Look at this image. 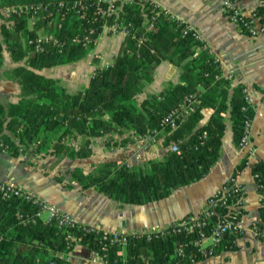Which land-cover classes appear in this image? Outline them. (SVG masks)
<instances>
[{
	"label": "trees",
	"instance_id": "obj_1",
	"mask_svg": "<svg viewBox=\"0 0 264 264\" xmlns=\"http://www.w3.org/2000/svg\"><path fill=\"white\" fill-rule=\"evenodd\" d=\"M116 5L120 9L115 17L100 13L108 7L102 0H0L1 10H20L8 19L2 15L7 25H0V66L4 52L14 63H23L6 73L20 86V96L17 103L0 104V144L5 149L1 152L16 158L32 148L36 156L85 159L94 139L158 133L167 148L161 159L134 168L107 162L91 172H72L83 189L94 188L119 205H146L199 182L218 160L226 128L223 114L228 81L221 78L219 65L204 44L192 33H184L185 25L170 19L160 7L144 0ZM256 12L262 15L264 8ZM144 16L147 23H143ZM115 18L129 33L112 65L95 69L84 90L69 93L54 79L36 72L86 58L103 25L112 24ZM151 23L152 29L146 31ZM40 38V48H36ZM164 60L181 68V83L169 84L159 94L138 101L137 96ZM195 99L199 103L192 101ZM230 101L231 127L238 145L245 115L252 119L253 111L247 107L242 88ZM181 106L192 110L176 120L175 129L162 128V119L173 110L181 112ZM206 108L212 115L202 123ZM77 138L81 143L73 146L71 142ZM252 174L261 202L258 222L251 228L264 233V162L256 164ZM38 212L36 205L22 198L4 200L0 196V264H69L64 255L75 244L102 253L99 236L85 233L81 225L67 227L56 220L45 221ZM224 213L218 209L210 223ZM196 235H172L149 242L128 238L125 256L117 257L115 247L109 250L108 261L194 264L238 249L239 237L229 234L217 247L200 253L190 244ZM182 246L183 255H179L177 249Z\"/></svg>",
	"mask_w": 264,
	"mask_h": 264
},
{
	"label": "crops",
	"instance_id": "obj_2",
	"mask_svg": "<svg viewBox=\"0 0 264 264\" xmlns=\"http://www.w3.org/2000/svg\"><path fill=\"white\" fill-rule=\"evenodd\" d=\"M144 1L157 5L192 27L198 40L204 44L207 54L218 63L221 78L228 81L225 101L227 110L223 114L226 128L219 158L209 173L199 182L174 190L166 199L146 205H119L94 188L83 189L72 178L73 170L91 172L107 162L124 163L134 168L148 161L161 159L167 148L157 143L148 150L141 151L125 134H112L94 139L91 154L85 159L60 160L50 155L36 156L30 151L15 158L0 152V181L12 183L44 199L81 224L98 226L109 233H126L133 230H157L198 213L216 189L238 171L245 194L244 223L247 230L237 240L236 251H223L194 264H264V240L257 238L251 231L252 225L258 222L261 202L252 169L256 164L264 162V34L254 38L244 34L228 19L222 0ZM237 1L245 15L262 7L260 0ZM2 10L0 9V25H7ZM143 23H147L145 16ZM124 40V35H113L104 30L86 58L73 64L36 72L54 79L69 93L82 91L95 69L112 65ZM184 63L185 61L182 64ZM22 65V62L14 63L9 53H3L0 66V104L18 102L20 86L15 80L8 78L6 73ZM181 73V68L169 61L160 62L153 72L151 83L137 96V100L159 94L169 84L181 83ZM239 88L247 91L253 111L251 141L255 153L248 158L246 152L235 143L230 121V100ZM202 114V123H205L211 117L212 110L206 108L202 110ZM118 136L121 140L113 142L112 139L119 138ZM80 143V138L71 142L73 146H79ZM41 218L48 221L46 213ZM64 258L69 264H104L94 261L91 251L79 244H75Z\"/></svg>",
	"mask_w": 264,
	"mask_h": 264
},
{
	"label": "built area",
	"instance_id": "obj_3",
	"mask_svg": "<svg viewBox=\"0 0 264 264\" xmlns=\"http://www.w3.org/2000/svg\"><path fill=\"white\" fill-rule=\"evenodd\" d=\"M108 4V7L100 13L105 16H117L120 6L116 3H130L133 0H102ZM223 10L227 15L228 19L235 23L238 28L247 36L254 38L259 35L264 34V13L262 15L258 14L256 11L249 15L241 10L238 5L237 0H222ZM262 7L264 8V0H260ZM20 10L18 8H5L2 13L6 19H8L12 14L18 13ZM165 12V11H164ZM166 13V12H165ZM170 19L176 20L183 23L174 16L166 13ZM184 33H192L194 37L197 38L196 31L186 25ZM153 27L152 23L149 24L146 31L151 30ZM107 31L110 34H121L125 37L128 35V30L119 22L116 18L112 24L103 25L102 31ZM43 39H38L36 48H40V43ZM143 42V38H140L139 43ZM244 100L247 107L251 108V98L246 90H243ZM189 100L193 99V96L187 97ZM195 103H199L197 99L192 100ZM192 110L190 107L181 106V112L177 110L171 111L167 114L161 121V127L168 126L170 129L176 128V120L184 118L188 112ZM246 111V107L242 108ZM243 134L239 140L238 147L246 152L247 158L255 153V148L251 141V125L252 119L245 115L243 121ZM158 133L151 135H132L125 134L131 139L132 142L137 144H143L144 147H148L149 144L160 143L163 144L164 138H158ZM172 150L176 149V145L171 143ZM0 150L4 152V146L0 144ZM22 151V149L20 150ZM247 164V163H246ZM238 172L233 175L224 185L220 186L216 191L208 198L205 206L196 214L189 215L179 221L172 222L163 228L152 230H133L126 233L114 232L109 233L102 230L98 226L94 225H84L76 221L70 215L60 212L55 206L49 204L44 199L37 197L36 195L29 193L22 188L8 182L0 181V196L4 200H9L12 198H22L25 201L31 202L39 208L38 216L42 217L43 213H46L47 220H56L60 226H82L83 231L87 234H94L99 236V242L102 245V253L98 251H91L92 259L94 261L102 262L104 264H109L108 252L110 249L115 247L118 249L116 252L117 257L125 256V248L128 243V238H143L145 241L149 242L152 239H165L172 235L197 233V235L190 241V244L197 249L200 253H205L207 250L217 247L225 238L226 235L233 234L239 239L244 236L247 228L244 223L245 217V194L242 183L238 178ZM218 209L225 210V213L221 216L218 215L217 220L214 223H210L212 217L216 215ZM252 233L256 237L264 238V233L258 232L256 229L251 228ZM70 239L71 236H68ZM186 247L187 245L184 244ZM183 245V246H184ZM179 247L177 253L183 255V249L185 247ZM193 260H191L192 262ZM113 264H116L114 261ZM145 264H152L146 262ZM177 264H183L178 262Z\"/></svg>",
	"mask_w": 264,
	"mask_h": 264
},
{
	"label": "rangeland",
	"instance_id": "obj_4",
	"mask_svg": "<svg viewBox=\"0 0 264 264\" xmlns=\"http://www.w3.org/2000/svg\"><path fill=\"white\" fill-rule=\"evenodd\" d=\"M58 85L59 86H61V84L60 83H58ZM114 137V136H113ZM119 137V136H118ZM121 140V138L119 137V138H113L112 139V141L114 142V141H120ZM67 142V141H66ZM135 144V146H137V148L139 149V150H141V151H146V150H148L151 146L153 147L154 145L153 144H149L148 145V147H144V145L143 144H137V143H134ZM157 144V143H156ZM30 152L32 151V148H29L28 149ZM0 152H1V150H0ZM32 153V152H31Z\"/></svg>",
	"mask_w": 264,
	"mask_h": 264
}]
</instances>
